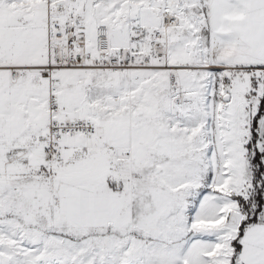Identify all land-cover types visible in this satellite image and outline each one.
Returning a JSON list of instances; mask_svg holds the SVG:
<instances>
[{
    "label": "snow or ice",
    "instance_id": "6c2138e0",
    "mask_svg": "<svg viewBox=\"0 0 264 264\" xmlns=\"http://www.w3.org/2000/svg\"><path fill=\"white\" fill-rule=\"evenodd\" d=\"M0 264H264V0H0Z\"/></svg>",
    "mask_w": 264,
    "mask_h": 264
}]
</instances>
